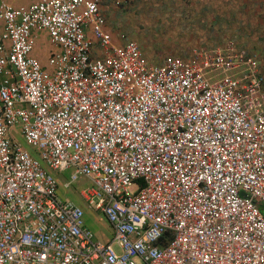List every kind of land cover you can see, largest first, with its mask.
<instances>
[{
    "label": "built area",
    "instance_id": "1",
    "mask_svg": "<svg viewBox=\"0 0 264 264\" xmlns=\"http://www.w3.org/2000/svg\"><path fill=\"white\" fill-rule=\"evenodd\" d=\"M102 2H0V264H264V61L230 41L148 64ZM34 29L60 48L50 71ZM68 168L110 241L58 196Z\"/></svg>",
    "mask_w": 264,
    "mask_h": 264
},
{
    "label": "rangeland",
    "instance_id": "2",
    "mask_svg": "<svg viewBox=\"0 0 264 264\" xmlns=\"http://www.w3.org/2000/svg\"><path fill=\"white\" fill-rule=\"evenodd\" d=\"M237 1L222 0L223 8L216 0H133L128 7L120 8L107 3L105 17L110 29L106 31L112 32L113 36L122 32L128 40L135 41L148 64L160 65L166 57L173 55L189 58L194 48L200 52L204 47H223L230 41L248 51H256L261 57L251 40L252 34L256 37L260 28L251 25L250 14L244 9L246 0ZM218 8L222 9L221 12ZM253 21L259 22L257 19ZM243 69V66L231 70L217 69L208 72L207 76L213 82L227 74L238 76ZM14 135L23 148L48 169L39 153L24 141L21 134L15 132ZM72 172L73 168L50 170L58 182V196L79 205L85 212V219L102 230L104 238L111 240V224L103 214H95L79 195L82 188L91 186L90 181L82 174L73 181L70 178ZM66 183L69 185L65 186ZM258 208L264 214V204L260 202Z\"/></svg>",
    "mask_w": 264,
    "mask_h": 264
},
{
    "label": "crops",
    "instance_id": "3",
    "mask_svg": "<svg viewBox=\"0 0 264 264\" xmlns=\"http://www.w3.org/2000/svg\"><path fill=\"white\" fill-rule=\"evenodd\" d=\"M4 1L8 4H11L13 6H20V5H29L31 3L32 0H0ZM116 0H103V2L101 3V11L104 15V17L106 16V11H107V3H110V5H113L114 7L120 8V7H128L130 4H127L125 6H117L115 4ZM235 1V0H234ZM237 1V0H236ZM224 2V1H223ZM222 0H216V3H218V5L223 8L224 4H223ZM238 2V1H237ZM175 5V3L173 4ZM249 5V6H248ZM247 6V8H246ZM219 11L221 12L222 9L218 8ZM245 11H247L249 14L248 17H251V25H253L255 27V25L259 26V31L257 32V36H253L252 34V43H253V47H255V49H257V51L260 54V58L262 59V61H264V0H246L245 3ZM255 15V16H254ZM247 17V19H248ZM106 19V17H105ZM253 21V20H256ZM219 26L221 27V18H219ZM250 21V20H249ZM105 30L110 29V27L107 24V20H106V25H105ZM32 33L35 36V42H34V47L32 50V55L38 59V61L40 62L41 66L43 69L50 71L51 67L48 64V58L55 52L59 51L60 48L59 46H55L51 43L49 36L47 34L46 31L44 30H32ZM112 36V39L114 41V43L117 44H121L123 43V40L120 38V35L123 34L122 32H120L119 34L113 36L112 32H109ZM260 38H259V37ZM235 43V42H234ZM226 44V43H225ZM210 49H212L210 47ZM253 53H256V51H250ZM258 54V53H257ZM258 56V55H257ZM91 183V182H90ZM86 187L82 188L80 191V197L85 201V199L81 196V192L85 189ZM91 208V207H89ZM95 210V209H94ZM93 212L97 215H101L103 214L101 211L99 210H95ZM85 215V212H84ZM104 215V214H103ZM105 217V216H104ZM107 220V219H106ZM88 221H90L89 219H85L84 217V226L87 227L88 229H90L93 233V238L95 240H99L102 242H108L107 238H104V232L102 230H100L98 227L93 226V223H89ZM108 222V221H107ZM110 241V240H109Z\"/></svg>",
    "mask_w": 264,
    "mask_h": 264
}]
</instances>
